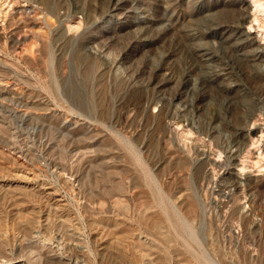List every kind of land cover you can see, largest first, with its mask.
I'll use <instances>...</instances> for the list:
<instances>
[{"label": "rangeland", "instance_id": "obj_1", "mask_svg": "<svg viewBox=\"0 0 264 264\" xmlns=\"http://www.w3.org/2000/svg\"><path fill=\"white\" fill-rule=\"evenodd\" d=\"M113 1L0 0V264H264V0Z\"/></svg>", "mask_w": 264, "mask_h": 264}, {"label": "bare ground", "instance_id": "obj_2", "mask_svg": "<svg viewBox=\"0 0 264 264\" xmlns=\"http://www.w3.org/2000/svg\"><path fill=\"white\" fill-rule=\"evenodd\" d=\"M128 1V0H127ZM228 1V0H227ZM111 3V9L109 10V12H118V11H120L121 9H123L124 8V4L120 1V0H115V1H113V2H110ZM224 6H226V4L224 5ZM135 7V6H134ZM138 9V8H137ZM144 9V8H143ZM174 9V8H173ZM163 10V9H162ZM141 11V10H140ZM146 12V11H145ZM141 13V12H140ZM117 14V13H116ZM142 14H144V13H142ZM141 14V15H142ZM147 15H148V13H146ZM151 15V14H150ZM168 15V14H167ZM170 15V14H169ZM175 15V14H174ZM169 17V16H168ZM178 17V16H177ZM142 19H146V16H142L141 17ZM242 18H243V20L245 21L246 19H247V16H246V14H244L243 16H242ZM153 19V18H152ZM253 20H256V17H254L253 18ZM175 21V20H174ZM143 23V22H142ZM264 24V23H263ZM263 24H261L262 26H264ZM228 26V25H227ZM234 26V25H233ZM244 26V25H243ZM169 27V26H168ZM222 25H216V26H214V27H212V29H211V31H210V35H212V36H219V34H220V30H223L222 29ZM230 28V27H229ZM207 29V28H206ZM204 30V29H203ZM234 31V30H233ZM202 33V32H201ZM209 35V34H208ZM231 36V35H230ZM229 36V38H231ZM233 36L235 37V39H240L243 43H246L247 44V46H250V47H252V51H253V59H255V60H258L259 62V64H260V66H259V72L261 73V76H262V79L264 80V47H263V45H261V43H259L258 41H257V38H256V36H252L251 34H250V32H245V31H243V30H241V27H238V29H237V31L233 34ZM197 37H199V36H197ZM220 37H222L221 35H220ZM204 38V37H203ZM200 39V38H199ZM231 42V41H230ZM232 45V44H231ZM201 47H203V46H201ZM247 48V47H246ZM242 48L239 46V47H237V50H241ZM199 56L202 58V61L204 62V64H205V66H206V70H207V73H208V75H209V79L208 80H210L212 83L213 82H217V83H219L221 86L223 85V87H224V91H227V92H229V91H234V92H240L241 93V95L242 96H248L249 95V93H250V91H249V88H248V86L246 85V83H244V82H225L224 83V81H223V79H220L219 78V76H215L214 75V73H213V71L216 73L218 70H217V68H218V66H216V62H217V60H219L218 59V55H215L213 52H211V51H209L208 49H206V48H200L199 50ZM252 51H251V53H252ZM196 52V51H195ZM246 52V51H245ZM194 53V52H193ZM251 55V54H250ZM168 58V57H167ZM199 58V57H198ZM200 62V61H199ZM224 65H225V63H224ZM158 66V65H157ZM164 66V65H163ZM228 66V65H227ZM198 67V66H197ZM215 69V67H217L216 68V70H214L213 68ZM225 69H226V67H225ZM228 69H231L232 71H233V68L230 66V67H228ZM165 70H166V68L165 67H161V68H159V70L157 71V74H159L158 76L159 77H157L158 79H157V83H160L162 80H164L165 79V77H163V78H160L161 77V75L162 76H165L166 74H167V72H165ZM225 71V70H224ZM206 72V71H205ZM213 73V74H212ZM235 73V72H234ZM169 74V73H168ZM225 74V73H224ZM236 74V76L238 77H240V75H239V73L238 72H236L235 73ZM228 78V77H227ZM170 79V78H169ZM218 80H220V81H218ZM209 82V81H208ZM211 84V83H210ZM253 128V127H252ZM246 131H249V130H246V129H238L237 130V137H238V140H235L236 142L237 141H239V142H241L242 140H244V143H243V146H238V145H236V148L234 147V148H231L230 149V151L228 152L229 154H230V158L234 161V160H236L241 154H242V151H243V147H244V145H245V139L247 138V136H248V134L247 133H245ZM236 132V131H235ZM238 143V142H237ZM236 143V144H237ZM239 144V143H238ZM235 145V144H234ZM232 147V146H231ZM245 148V147H244ZM245 151V150H244ZM19 156V155H18ZM17 157V156H16ZM229 157V156H228ZM13 160H14V157H13ZM12 160V161H13ZM15 160H17V159H15ZM231 161V160H230ZM16 165L15 166H20L21 165V163L18 165V163H17V161H16V163H15ZM24 164V163H23ZM22 164V165H23ZM26 165V164H25ZM21 167V166H20ZM24 167H26L27 168V166H24ZM19 168V167H18ZM79 168V167H78ZM77 171V170H76ZM71 175V174H70ZM4 176H6L7 177V174L6 175H4ZM4 176H2L3 178H4ZM63 176H65V175H63ZM6 177L4 178V179H6ZM8 177H10V175L8 176ZM16 177V176H15ZM30 177V176H29ZM76 177V176H75ZM10 179V178H9ZM28 180V179H27ZM242 180V179H241ZM232 185V184H231ZM6 186V185H5ZM241 186H242V183H241V181L239 180V179H236V183H235V185H234V187H235V190H241ZM4 187V186H3ZM42 187V186H41ZM13 188V187H12ZM12 188H10V189H12ZM44 188V187H43ZM45 188H46V186H45ZM2 189V188H1ZM4 189V188H3ZM7 189H9L8 187H7ZM6 189V190H7ZM41 189V188H40ZM39 189V190H40ZM51 190V189H50ZM8 193V192H7ZM41 193V192H40ZM55 193V192H54ZM53 192L52 193H50V192H48V194L50 195V197L52 198V199H54V194ZM230 195V194H229ZM6 196V195H5ZM13 196V195H12ZM17 196V195H16ZM11 197V196H10ZM13 198V197H12ZM50 198V199H51ZM57 198V197H56ZM8 199V198H7ZM49 199V200H50ZM51 199V200H52ZM55 200V199H54ZM53 200V201H54ZM45 201V200H44ZM57 203H58V201L59 200H55ZM39 202V201H38ZM48 202V201H47ZM52 202V201H51ZM15 203V202H14ZM45 203V202H44ZM35 204V203H34ZM38 204V203H37ZM46 204V203H45ZM48 204V203H47ZM56 206V205H55ZM58 207H60V206H58ZM52 208H54V207H52ZM57 208V207H56ZM62 209V208H61ZM46 210V209H45ZM54 210V209H53ZM58 210H60V209H58ZM63 210V209H62ZM40 224V223H39ZM250 225V224H249ZM39 227L40 226H38V227H35L34 228V230H33V232L34 233H38L39 231H40V229H39ZM44 226H42V228H43ZM250 230V229H249ZM33 233V234H34ZM40 233H41V231H40ZM32 234V235H33ZM38 236V235H37ZM33 237V236H32ZM35 238V237H34ZM47 241H49V240H47ZM2 246V245H1ZM11 251V250H10ZM13 253H14V251H13ZM63 255V254H62ZM17 256V255H16ZM48 256V255H47ZM64 256V255H63ZM3 258V257H2ZM4 258H6L5 260L3 259V261H4V263H1V264H19V262L21 261V260H18L17 259V257H14V256H10V257H7V256H4ZM45 259V258H44ZM56 259H57V257H48V258H46L45 259V261H46V263L47 264H54V263H56L55 261H56ZM2 261V260H1ZM45 263V264H46ZM59 263V262H58Z\"/></svg>", "mask_w": 264, "mask_h": 264}]
</instances>
